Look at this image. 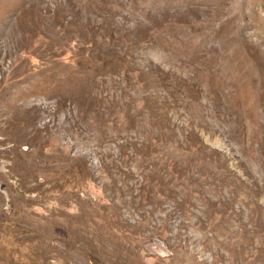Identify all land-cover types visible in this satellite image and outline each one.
Wrapping results in <instances>:
<instances>
[{
    "label": "rangeland",
    "instance_id": "obj_1",
    "mask_svg": "<svg viewBox=\"0 0 264 264\" xmlns=\"http://www.w3.org/2000/svg\"><path fill=\"white\" fill-rule=\"evenodd\" d=\"M0 264H264V0H0Z\"/></svg>",
    "mask_w": 264,
    "mask_h": 264
}]
</instances>
